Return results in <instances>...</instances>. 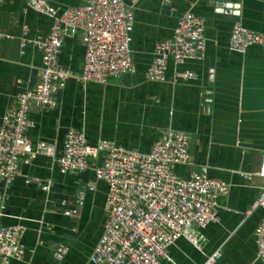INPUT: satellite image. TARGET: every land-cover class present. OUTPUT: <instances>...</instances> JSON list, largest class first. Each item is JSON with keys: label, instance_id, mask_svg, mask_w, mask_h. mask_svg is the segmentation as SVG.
<instances>
[{"label": "crops", "instance_id": "0c3cea01", "mask_svg": "<svg viewBox=\"0 0 264 264\" xmlns=\"http://www.w3.org/2000/svg\"><path fill=\"white\" fill-rule=\"evenodd\" d=\"M28 1L0 0V32L10 36L0 44V126L15 100L41 80L42 54L30 41L47 36L51 20L27 10ZM46 1L64 9L90 0ZM130 7L133 70L104 85L83 84L79 76L85 48L79 35H67L59 62L71 76L57 93L55 109L32 107L29 119L34 126L27 130L28 137L34 144H55L60 155L71 128L83 130L91 145L104 139L144 153L167 129L190 134L195 164L178 166L175 172L189 177L206 166L210 177L231 188L219 200L221 222L199 230L205 237L203 248L182 238L169 248L170 255L178 264H203L220 251L215 264H262L255 230L264 210L247 212L260 194L264 45L252 46L242 55L229 50V40L237 21L264 34V0H170V4L140 0ZM190 9L206 20L204 59L179 67L171 62L164 82L149 80L146 73L155 58V45L172 37L179 18ZM176 69L193 71L197 77L174 81ZM101 162L102 157L92 158L85 172L69 173L40 155L22 166L11 185L0 180V198L6 206L0 225L25 228L27 253L8 264H92L89 257L106 224L108 186L95 176ZM28 178H38L50 188L27 184ZM63 251L64 258L58 260L56 254Z\"/></svg>", "mask_w": 264, "mask_h": 264}, {"label": "built area", "instance_id": "2783aa9c", "mask_svg": "<svg viewBox=\"0 0 264 264\" xmlns=\"http://www.w3.org/2000/svg\"><path fill=\"white\" fill-rule=\"evenodd\" d=\"M139 1L90 0L84 6L60 9L46 0H29L27 10L51 20L49 34L30 41L42 54L41 80L34 89L15 100L0 126V180L7 185L18 178L23 165L31 164L40 155L53 159L69 173L85 172L90 159L102 157L95 176L108 186L106 224L89 257L92 264H178L169 248L183 238L201 250L205 237L199 230L221 222L219 200L228 196L231 188L227 182L210 177L206 166L189 177L175 172L178 166L195 164L191 153L192 137L179 130L167 129L151 151L144 153L104 139L91 145L83 130L71 128L66 133L60 155L55 144L45 141L34 144L26 133L34 126L29 119L32 107L55 109L57 93L71 76L59 62L67 35H79L85 48L79 76L83 84L104 85L133 70V12L130 6ZM165 2L170 4V0ZM9 37L0 32V44ZM25 45L24 41L22 46ZM255 45H264V34L247 28L242 21L235 22L229 50L243 55ZM206 48V20L190 9L179 18L172 37L155 45V58L146 76L151 81L164 82L171 62L179 67L188 61L203 60ZM196 77L190 70L176 69L174 72V81ZM257 175L260 194L247 215L264 210V153ZM26 183H35L44 190L50 188L49 183L44 184L38 178H28ZM5 209L0 198V216ZM24 234L22 225H0V264H8L12 258L20 260L26 255ZM255 237L258 260L264 264V217L255 230ZM65 253H57V259L62 260ZM220 257L217 251L203 264H215Z\"/></svg>", "mask_w": 264, "mask_h": 264}, {"label": "rangeland", "instance_id": "374dc122", "mask_svg": "<svg viewBox=\"0 0 264 264\" xmlns=\"http://www.w3.org/2000/svg\"><path fill=\"white\" fill-rule=\"evenodd\" d=\"M204 244V243H203Z\"/></svg>", "mask_w": 264, "mask_h": 264}]
</instances>
